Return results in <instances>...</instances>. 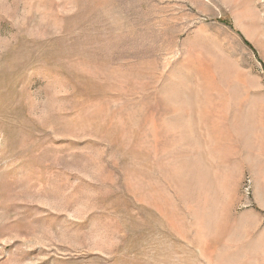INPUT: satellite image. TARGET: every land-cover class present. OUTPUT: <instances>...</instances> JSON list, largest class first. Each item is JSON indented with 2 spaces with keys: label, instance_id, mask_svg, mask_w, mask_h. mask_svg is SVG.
<instances>
[{
  "label": "rangeland",
  "instance_id": "1",
  "mask_svg": "<svg viewBox=\"0 0 264 264\" xmlns=\"http://www.w3.org/2000/svg\"><path fill=\"white\" fill-rule=\"evenodd\" d=\"M0 264H264V0H0Z\"/></svg>",
  "mask_w": 264,
  "mask_h": 264
}]
</instances>
